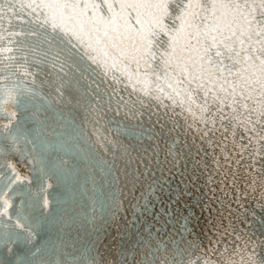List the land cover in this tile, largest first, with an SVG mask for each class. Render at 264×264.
Segmentation results:
<instances>
[{"label": "snow or ice", "instance_id": "6c2138e0", "mask_svg": "<svg viewBox=\"0 0 264 264\" xmlns=\"http://www.w3.org/2000/svg\"><path fill=\"white\" fill-rule=\"evenodd\" d=\"M0 264H264V0H0Z\"/></svg>", "mask_w": 264, "mask_h": 264}]
</instances>
